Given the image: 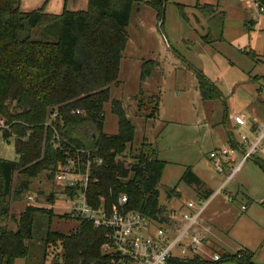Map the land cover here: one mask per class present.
Listing matches in <instances>:
<instances>
[{"label": "trees", "instance_id": "1", "mask_svg": "<svg viewBox=\"0 0 264 264\" xmlns=\"http://www.w3.org/2000/svg\"><path fill=\"white\" fill-rule=\"evenodd\" d=\"M137 1L88 0L84 11L53 15L43 8L22 12L19 0H0V121L5 127L2 137L14 138L17 157L15 161L0 159V222L9 219L16 226L14 231L0 226V264H13L28 256L36 221L42 217L46 218V227L39 237L43 249L39 264H46L49 247L62 252L55 264H107L108 257L101 251L104 231L90 223L81 221L75 231L62 234L50 228L54 216L51 209L30 204L18 219L9 215L10 199L27 192L31 179L45 174L46 179L54 181L64 157L60 149L92 151L101 161V165L91 168L90 176L97 182L89 183L86 190L93 207L100 203L107 208L117 205L119 196L125 195L128 211L153 220L166 211L159 204L165 162L145 142L133 149L134 126L120 101L111 103L117 117V134L106 135L102 130L103 106L109 100L110 85L118 83L119 65L128 42L126 28L132 5ZM165 1L148 2L159 20ZM198 8L214 29L203 37L210 44L214 32L218 29L219 34L222 29L223 14L214 13V5ZM157 67L153 60L144 61L140 81L146 80ZM195 77L202 100L222 99L220 90L200 70H195ZM141 98L144 95L140 90L133 98L138 112L146 110L139 102ZM147 101L153 103L152 112L147 115L152 118L158 112L159 97L151 95ZM53 116L54 122L50 120ZM260 167L264 172V165ZM14 175L21 178L15 189ZM180 182L197 194L202 193L205 199L211 195L203 190V183L190 167H186ZM171 191L175 189L168 193ZM65 192L72 193L67 189ZM239 252L248 257L238 260L234 254L223 255V261L250 263L251 254ZM217 263L199 257H173L167 261Z\"/></svg>", "mask_w": 264, "mask_h": 264}, {"label": "rangeland", "instance_id": "2", "mask_svg": "<svg viewBox=\"0 0 264 264\" xmlns=\"http://www.w3.org/2000/svg\"><path fill=\"white\" fill-rule=\"evenodd\" d=\"M149 1L138 0L132 5L126 28L127 48L120 61L118 83L110 85L109 100L103 106V133L117 134V117L112 112L111 103L120 101L126 117L134 126L133 149L145 142L146 146L155 149L157 158L165 162L159 186V204L165 209L180 201L205 202L206 199H199L192 187L179 183L186 167H190L193 173L204 176L216 189L221 187L219 199L232 200L228 219L233 221L246 214L241 211L242 206L262 213L264 203L260 201H264V172L260 164L264 165V150L248 159L235 177L225 183L227 172L218 174L209 154L222 147L233 148L241 143L242 136L247 138L248 144L253 141L254 133L249 128L252 109L257 118L264 121V101L258 96V90L264 88V18L254 15L252 0H166L163 17L159 20L156 10L148 5ZM19 2L22 12L43 8L45 13L60 15L64 11L86 10L88 0ZM197 4H218L224 13L222 29L219 34L218 29L214 32L210 44H206L203 37L214 29L197 9ZM214 13L217 14L218 10ZM148 60L157 62L158 67L141 82V64ZM195 70H200L214 83L222 93V99H201ZM140 90L144 99L139 102L142 101L146 109L142 112H138L133 99ZM151 95L159 97L158 112L152 118L147 117L153 108V103L147 101ZM235 115L246 117L244 127L230 124V118ZM53 119L54 116L50 120L54 122ZM2 129L5 127L0 121V159L15 161L14 138L5 140ZM234 158L237 163L240 159L238 150ZM20 179L14 175L13 189ZM64 186L55 180L49 181L45 174L31 179L27 192L10 199L9 215L18 219L26 206L35 204L53 212L52 231L62 234L75 231L80 225L72 212L77 202L76 198L65 196L69 195ZM175 187V192L168 193ZM50 194L52 198L48 200ZM28 196L36 202H30ZM0 226L16 229L15 223L9 219L2 220ZM45 227L46 218H38L34 238L29 242L28 256L13 264H39L43 259L39 237ZM241 230L242 224H237L231 234L243 238ZM221 237L229 252L234 253L240 248L235 239L231 240L225 234ZM260 251L264 260V246ZM61 255L60 249L49 247L46 264H55ZM256 258L262 259L260 253ZM227 263L222 261L219 264Z\"/></svg>", "mask_w": 264, "mask_h": 264}, {"label": "built area", "instance_id": "3", "mask_svg": "<svg viewBox=\"0 0 264 264\" xmlns=\"http://www.w3.org/2000/svg\"><path fill=\"white\" fill-rule=\"evenodd\" d=\"M252 12L255 16L264 18V0H252ZM258 91V96L264 101V88ZM231 121L233 125L244 127L246 117L235 115L231 117ZM251 130L254 139L250 144L242 136L241 143L235 144L233 148L222 147L209 154L216 172H227L224 183L232 180L248 159L264 150V121L253 117ZM237 150L240 159L236 163L234 154ZM60 151L64 154L63 162L55 172L54 180L72 191L70 195L68 193L69 196L65 195L67 198H76L77 203L72 209L76 219L104 231L105 241L101 245V251L108 257L107 264H167L173 257L206 259L203 238L194 232V227L207 203L220 193L221 188L205 202L198 201L195 208H191L193 205L190 203L185 211L166 209L157 220L126 210L125 195L119 196L117 205L107 208L100 203L93 207L87 200L86 190L89 183L97 182L90 176L91 168L101 165V161L93 156L92 151L81 148ZM27 199L32 203L36 202L31 196ZM247 257L241 252L235 254L238 260ZM210 260L220 262L224 259L222 255L215 253Z\"/></svg>", "mask_w": 264, "mask_h": 264}, {"label": "crops", "instance_id": "4", "mask_svg": "<svg viewBox=\"0 0 264 264\" xmlns=\"http://www.w3.org/2000/svg\"><path fill=\"white\" fill-rule=\"evenodd\" d=\"M202 5L197 4L196 5L197 9L199 10L198 6H202ZM209 5H214V4H209ZM214 6L218 10V13L224 14L222 11L219 10L218 4H215ZM126 48H127V44L125 50ZM254 113L255 110L252 109L250 113L251 115L249 116L251 117V119L253 117L256 118L258 117L256 116V113L255 114ZM230 124H232L231 118H230ZM249 124H250L249 128L251 129V121H249ZM195 175L203 183V190L211 192V195L221 188L220 187L216 189L215 187H213L211 184L208 183V181L206 180V178H204V176L198 173ZM213 188H215V190H213ZM174 189L176 191V187ZM196 195L199 197V199L203 198L202 193L200 195L196 193ZM219 195L220 193L214 196L207 203V205L205 206L204 210L202 211L198 219V223L194 227V232L203 238V242H204L203 251L206 259L210 260L211 255L215 253L223 256V255H232L238 250H244L247 253L251 254L249 260L250 263H242L234 260H227L223 262H229L227 264H264L263 252L260 251V249H262L264 246V215H263L264 210L261 209L260 212L262 213H259L257 211H253L252 208H249V206L245 207V209L243 210L242 209L243 206H242L241 211L246 212V214H244L243 216L239 215L235 220L232 221L230 220V218L228 219V217L230 216L229 204L230 202L232 203V200H228L226 198H225L226 200L219 199L218 198ZM260 202L264 203V201H260ZM190 203L193 205V207L191 208H195L198 201L188 200V201L175 202L174 204L171 205V207L167 209L185 211L186 210L185 207L188 206ZM237 224H242L241 234L243 235V238L236 236L234 233L231 234L233 226ZM223 234L227 235L231 240L235 239L234 240L235 243H237L240 248H238L234 253L226 250L224 248V247L227 248L226 242L221 237V235ZM257 253H260L262 259L259 258L255 259Z\"/></svg>", "mask_w": 264, "mask_h": 264}, {"label": "water", "instance_id": "5", "mask_svg": "<svg viewBox=\"0 0 264 264\" xmlns=\"http://www.w3.org/2000/svg\"><path fill=\"white\" fill-rule=\"evenodd\" d=\"M52 195L50 194V197H51Z\"/></svg>", "mask_w": 264, "mask_h": 264}]
</instances>
